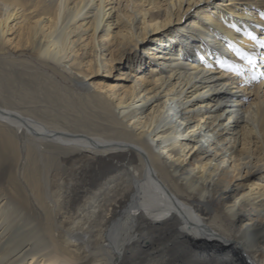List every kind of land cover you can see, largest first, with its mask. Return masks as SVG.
<instances>
[{"label": "bare ground", "instance_id": "1", "mask_svg": "<svg viewBox=\"0 0 264 264\" xmlns=\"http://www.w3.org/2000/svg\"><path fill=\"white\" fill-rule=\"evenodd\" d=\"M0 264H264V0H0Z\"/></svg>", "mask_w": 264, "mask_h": 264}, {"label": "rangeland", "instance_id": "2", "mask_svg": "<svg viewBox=\"0 0 264 264\" xmlns=\"http://www.w3.org/2000/svg\"><path fill=\"white\" fill-rule=\"evenodd\" d=\"M125 56L122 58V60L120 59L112 62L111 70L110 72H108L109 74L106 75L108 77H106V79L102 78L105 83L107 82V84L115 86L123 85L122 83H125L123 74V71L125 70H123V68H120L122 65L121 63L125 60Z\"/></svg>", "mask_w": 264, "mask_h": 264}, {"label": "snow or ice", "instance_id": "3", "mask_svg": "<svg viewBox=\"0 0 264 264\" xmlns=\"http://www.w3.org/2000/svg\"><path fill=\"white\" fill-rule=\"evenodd\" d=\"M237 52H239V50L237 49ZM240 55H244L243 53H239ZM249 62H251V60L249 59ZM220 66L221 67H224L225 65L221 62L220 63ZM230 67V69H232V70H234V67L233 66H229Z\"/></svg>", "mask_w": 264, "mask_h": 264}]
</instances>
